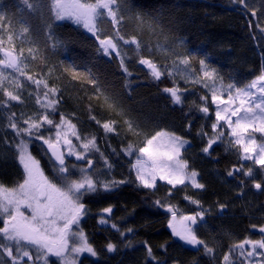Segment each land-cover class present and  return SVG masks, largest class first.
<instances>
[{"label": "trees", "instance_id": "trees-1", "mask_svg": "<svg viewBox=\"0 0 264 264\" xmlns=\"http://www.w3.org/2000/svg\"><path fill=\"white\" fill-rule=\"evenodd\" d=\"M30 3H33V9H29L23 0H0L2 47H14L17 54L22 51L27 73L58 89L60 102L57 111L51 115L54 122L59 123L62 113L76 125L81 137H96L99 151L89 150L93 161L91 173L100 179L130 181L113 192L84 198L88 214L80 220V225L98 255L84 257L81 264H216L213 254H205L203 246L195 250L175 238L169 227L171 213L155 205L156 200L173 205L178 210L177 218L180 214L194 215L204 211L207 222L217 230L232 232L245 239H264L260 231H256L264 226V170L243 163L237 149L229 145L228 132L224 129L225 138L218 140L209 154L202 151L208 137L197 133L203 131L214 135L211 124L215 122V114L209 89L202 82L193 83L177 76L182 103L174 104L163 91L173 86V79L165 74L155 80L149 69L138 62L142 55L164 68L171 65L175 58L173 53L191 54L192 69L198 71L199 60L204 59L215 69L218 84L222 81L225 86L234 83L243 87L264 71V32L260 30L264 28V0H246L247 8L233 0H124L120 12L124 19L117 25L119 33L126 39L136 37L141 42L137 52L135 45L117 41L130 76L121 68L120 57L115 53L104 55L96 37L82 26L71 21H56L50 11L51 0H30ZM252 10L256 12L255 17L251 15ZM138 13L144 18L143 25L135 19ZM47 23L52 24L53 34L61 41L57 47H52V41L47 39ZM117 28L104 18L102 35H114ZM9 35L13 37L11 43L7 39ZM158 44L172 51L160 52ZM29 48L33 49L32 53ZM0 58H3L1 52ZM73 67L81 73L77 79L66 71ZM10 72L23 85L18 90L21 102L8 101V108L0 107V117L6 122L10 112L17 113L18 117L20 110L25 116L42 112L36 101L38 96L42 98L43 86L37 88L26 77ZM89 72L97 81L95 85L89 82ZM202 96L208 97L207 115L199 111V105L205 103L200 99ZM105 97L115 99L124 111L120 112L115 106L110 108ZM6 100L0 91V102ZM90 115L101 121H116L118 133L105 135ZM129 115L139 123V135L129 132L124 125V118ZM158 130L175 133L189 141L182 158L188 161L190 169L199 173V182L205 186L202 190L187 187L172 192L161 184L154 190L139 186L131 169L132 159L124 150L129 144L138 148L146 136ZM72 140L76 145L81 142L75 136ZM13 141L11 131L0 128V183L9 188L24 178ZM34 156L40 161L45 175L55 181L57 165L47 150L36 146ZM104 158L112 165L110 170L105 167ZM241 165L245 166L244 170L252 167L253 175L235 172L234 169ZM229 171L234 174L229 176ZM254 183L262 184L258 192ZM186 195L198 200L200 206L186 200ZM109 206L113 208L110 216L102 212ZM101 216L116 224L120 231L100 226ZM109 242L116 245V251H107ZM148 247L155 259L149 257ZM238 253H232L233 264L243 263ZM0 264L11 262L0 253Z\"/></svg>", "mask_w": 264, "mask_h": 264}, {"label": "snow or ice", "instance_id": "snow-or-ice-1", "mask_svg": "<svg viewBox=\"0 0 264 264\" xmlns=\"http://www.w3.org/2000/svg\"><path fill=\"white\" fill-rule=\"evenodd\" d=\"M233 2L238 3L243 8L248 7L246 0H233ZM23 3L29 9L34 7L30 0H23ZM123 3L124 0H51L50 11L56 21L70 20L95 36L103 54L107 56L115 53L116 56L120 57L121 68L130 76L131 72L125 65L124 55L117 41H123L124 45H135L137 52L141 48V42L136 37L126 39L119 33L117 25L124 19L120 15ZM37 7H39L38 3ZM251 15L256 16L255 10H252ZM104 18L111 21L113 28H117L114 35H102ZM135 19L141 25L145 23L143 16L139 13ZM45 30L47 39L52 41V47H57L61 41L53 34L52 24L47 23ZM260 30L264 32V28ZM24 31L27 32L28 28L25 27ZM7 39L11 43L12 35H9ZM3 43L4 41L0 40V52H3V58L0 59V91L3 92L7 100L0 102V107L8 108V101L21 102V95L18 90L23 87L16 77H13L9 83L17 91L5 87L7 76L2 69H11L18 76L26 77L37 88L42 85L44 91L42 98L38 96L36 101L43 109L42 112L26 117L22 114L18 117L17 113L10 112L6 117V127L15 134L13 144L19 164L23 167L24 178L15 187L9 188L0 184V222H2V226H0V253L7 256L11 264H37L41 260L44 261V264H48L50 256L59 258L60 264H79L81 254L87 253L92 257L98 255L82 229L76 232L72 230L73 225L78 227L80 220L88 214L84 198L101 192H113L120 185L130 181L127 179H100L88 171L89 168H92L93 161L87 158V153L89 150L99 151L96 145V137L94 135L81 137L76 130V125L62 113L59 123L54 122L51 115L57 111V105L60 102L57 95L58 89L49 86L46 80L36 79L29 75L26 71L27 66L21 58L22 51L17 54L14 47L5 49L2 47ZM157 50L163 53L172 51L160 44L157 45ZM32 52L33 49L29 48V53ZM173 56L175 58L171 65L164 68L158 66L151 58H145L142 55L138 62L149 69L150 75L155 80H160L165 74L173 79V86L165 88L163 91L169 94L174 104L182 103L181 89L175 79L177 76L193 83L202 82L203 86L209 89L211 103L216 106L215 122L211 124L214 135H208L203 131L197 133L200 136L208 137L206 146L202 148L203 153L209 154L212 146L218 140L225 138L223 126L226 125L229 129L228 143L237 149L240 159L251 161L253 165L264 170V71L243 87L234 83L225 86L222 81L217 83L215 69L210 68L204 59L199 60L200 68L197 71L190 67L191 54L173 53ZM33 59H35V55H33ZM66 71L71 74L73 79H77L81 75L74 67L67 68ZM89 77V82L95 85L97 81L90 72ZM97 91L100 89L97 88ZM225 92H227V98H225ZM200 99L205 103L199 105V111L207 115L209 113L208 97L202 96ZM105 102L110 108L115 106L120 108V112L124 111L115 99L105 97ZM89 118L104 130L105 135L118 133V129L115 127L116 121H101L94 115H90ZM123 122L129 132L136 135L140 134L139 123L130 115L126 116ZM44 125L56 129L54 138L52 136L46 137L41 132ZM70 135L81 141L80 144L74 145ZM33 140L42 141L44 145H47L48 151L55 158L58 165L55 168L57 173L55 181L44 174L40 161L29 151V145ZM188 143V140L175 133L158 130L154 134L146 136L143 144L138 148L129 144L124 150L125 155L133 156L134 152L139 153L135 157V163L131 165L139 186L145 189H155L157 187L156 181L159 179L171 185L172 188L190 184L192 188L203 189L204 184L197 179L199 173L195 169H190L188 161L181 156V150ZM79 149H83V151ZM65 154L74 156L76 160L86 161L87 167L69 165L66 163ZM101 156L103 157V153ZM104 165L109 170L112 167L107 158H104ZM244 168L245 166L241 165L234 171H243V175L249 177L253 175L252 167H247L246 170ZM74 169H78L79 176L75 175ZM233 174V171L228 172L229 176ZM254 187L261 189L262 184L254 183ZM184 198L200 206L198 200L187 195ZM154 203L171 213L172 219L169 222V227L172 228L174 236L194 247L202 245L205 254L214 252L212 247L198 238L194 227L198 220H204V211L196 212L194 215L180 214V227L177 228L173 221L177 219L178 210L173 205L161 200H156ZM220 207L223 208L224 206L221 205ZM22 209H27L30 215L25 214ZM102 212L110 216L113 208L111 206L106 207L102 209ZM100 223L108 224L109 221L101 216ZM111 227L120 231L116 224H112ZM128 231L131 232L132 229H128ZM259 231L264 233V226L260 227ZM121 235L124 233L121 232ZM106 249L108 252H114L116 245L109 242ZM258 249L264 250V239H244L234 244L229 253L224 254L222 264H233L231 256L235 251H238L239 255L245 258L247 264H256V256L264 257V252H258ZM147 252L149 257L155 259L152 257L150 247L147 248ZM259 264H264V261H260Z\"/></svg>", "mask_w": 264, "mask_h": 264}, {"label": "rangeland", "instance_id": "rangeland-1", "mask_svg": "<svg viewBox=\"0 0 264 264\" xmlns=\"http://www.w3.org/2000/svg\"><path fill=\"white\" fill-rule=\"evenodd\" d=\"M63 21H70V20H63ZM72 22V21H71ZM85 31H87L86 29H84ZM88 32V31H87ZM90 33V32H88ZM91 34V33H90ZM1 59V58H0ZM3 72L6 74L7 76V80H5V84L6 86H9L11 90H13L14 86L12 84L9 83V81L12 80L13 77H15L10 71L11 69H2ZM253 92H255V90H252ZM211 94V93H210ZM258 95V94H257ZM225 98H227V92H225ZM213 105V104H212ZM14 108V106H13ZM213 108H214V114H215V110H216V106L213 105ZM20 113L18 114L19 116H21V114L23 116H25V112H22L21 110L19 111ZM35 115V114H34ZM26 117V116H25ZM214 118H215V115H214ZM4 117H0V127L2 129L3 127V124L5 123L4 121ZM235 119V118H233ZM7 122V121H6ZM223 129L224 130H227V132H229V129L227 128L226 125L223 126ZM41 132L47 137V136H52L53 138L55 137V133H56V129L53 128V127H50L48 125H44L41 129ZM257 137L259 138V134L257 133L256 134ZM72 137L70 135V139L72 140ZM73 142V140H72ZM74 144V142H73ZM76 145V144H74ZM189 147V143L185 146L184 149L181 150V156H182V153L183 151ZM80 151H83V149H79ZM29 151H30V145H29ZM139 155L138 152H134L133 156H128L129 158L132 159V164L135 163V157ZM91 157V154H90V151L87 153V158L90 159ZM243 163H251V161H243ZM68 164L71 165V164H75L77 165L78 167H87V164H86V161L84 160H76V158L74 156H69V159H68ZM41 166V165H40ZM256 166V165H255ZM41 169H42V166H41ZM43 170V169H42ZM75 175L76 176H79V171L78 169H74L73 170ZM88 171L91 173V168L88 169ZM44 172V171H43ZM45 174V173H44ZM198 181H199V177H197ZM156 184H161L167 188L170 189V191H175L177 189H185V188H190L194 191H198V190H202V189H195V188H192L190 184H187L186 186H180L178 185L176 188H172L171 185H168L165 181H161V180H157L156 181ZM157 188V187H156ZM155 188V189H156ZM150 190H154V189H150ZM22 211L25 212V214L27 215H30V212L27 210V209H22ZM176 224L175 227L179 228V218H177L175 221H174V224ZM99 225L102 226V227H107V228H112L111 227V223L109 222L108 224H101L100 223V220H99ZM0 226H2V222H0ZM196 228V234L198 236L199 239L205 241L210 247H212L214 249V252L212 253L213 256H214V260H215V263L216 264H222V260H223V256L224 254L226 253H229V250L232 249L233 245L240 242V241H243L245 238L242 237V236H239L237 234H234L232 232H228V231H220V230H217L215 228H213L206 220V216L204 215V220L203 221H199L198 220V223H197V226L195 227ZM81 229V225H80V222H79V226L77 227V225H74V227L72 228V230L74 232L78 231ZM114 229V228H112ZM256 231L258 232L259 229H256ZM84 232V231H83ZM85 234V233H84ZM86 235V234H85ZM87 237V236H86ZM261 240V239H259ZM198 246H202V245H198ZM247 248V246H246ZM33 251H35L33 249ZM258 252H264V250H260L258 249L257 250ZM235 252H238V251H235ZM234 252V253H235ZM239 255V253H238ZM86 256H89V257H92L90 255H88L87 253H84V254H81V256L79 257V264H81V261L83 260L84 257ZM240 256V255H239ZM241 259H243V263L242 264H247V261L245 260L244 257L240 256ZM262 256H256L255 257V262L256 264H259L260 261H264V260H260ZM264 258V257H262ZM55 259V258H54ZM249 259H252V258H249ZM57 263L60 264V261H59V258H57ZM37 264H44V261L41 260V261H38ZM48 264H53V260H51V258L49 257V260H48Z\"/></svg>", "mask_w": 264, "mask_h": 264}, {"label": "flooded vegetation", "instance_id": "flooded-vegetation-1", "mask_svg": "<svg viewBox=\"0 0 264 264\" xmlns=\"http://www.w3.org/2000/svg\"><path fill=\"white\" fill-rule=\"evenodd\" d=\"M6 122L3 124V127H2V129L4 130V131H11L10 129H8L7 127H6ZM1 128V127H0ZM11 135H12V139H14V133L11 131ZM6 136V138L7 139H10V135L8 136L7 134L5 135ZM11 140V139H10ZM36 146L38 147V146H41V147H43L45 150H47L46 149V146L47 145H44L43 143H42V141H39V140H33L31 143H30V152L32 153V155L34 156V149H36ZM35 157V156H34ZM51 157V156H50ZM52 159V158H51ZM65 159H66V163H68V159H69V156H67V154H65ZM53 160V159H52ZM40 165H41V163H40ZM57 165V164H56ZM57 167H58V165H57ZM1 184V183H0ZM176 224L177 223H175L174 224V226H176ZM73 227H74V225H73ZM179 227H180V224H179ZM261 237H264V236H261ZM50 258H51V260H53V264H58L57 263V257H55V256H50ZM55 258V259H54ZM48 260H49V258H48ZM260 260H264V258H262L261 257V259Z\"/></svg>", "mask_w": 264, "mask_h": 264}, {"label": "water", "instance_id": "water-1", "mask_svg": "<svg viewBox=\"0 0 264 264\" xmlns=\"http://www.w3.org/2000/svg\"><path fill=\"white\" fill-rule=\"evenodd\" d=\"M1 55L3 56V52H1ZM46 149H47V146H46ZM47 152H48V154L51 156V158L53 159V161L57 164L55 158L52 157L51 152H49L48 149H47ZM259 190H260V189H256L257 192H258ZM196 226H197V225H196ZM196 226H194V227H196ZM260 234H261L262 236H264V233H261V232H260ZM175 238H176L177 240H180L179 237H177V236H175ZM180 241H181V240H180ZM191 246H192V245H191ZM193 247H194V246H193ZM198 247H199V246H195L194 249H195V250H198Z\"/></svg>", "mask_w": 264, "mask_h": 264}]
</instances>
